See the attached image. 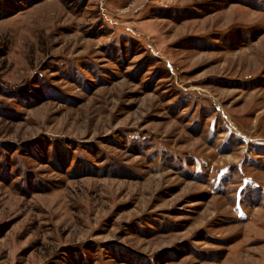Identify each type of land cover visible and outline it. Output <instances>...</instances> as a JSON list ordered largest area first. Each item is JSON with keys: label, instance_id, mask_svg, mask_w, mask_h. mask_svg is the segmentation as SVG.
Segmentation results:
<instances>
[{"label": "rangeland", "instance_id": "obj_1", "mask_svg": "<svg viewBox=\"0 0 264 264\" xmlns=\"http://www.w3.org/2000/svg\"><path fill=\"white\" fill-rule=\"evenodd\" d=\"M0 264H264V0H0Z\"/></svg>", "mask_w": 264, "mask_h": 264}]
</instances>
